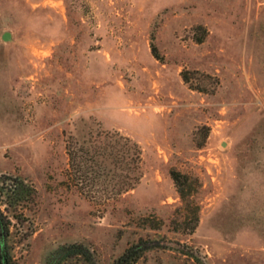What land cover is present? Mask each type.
<instances>
[{"label": "rangeland", "instance_id": "1", "mask_svg": "<svg viewBox=\"0 0 264 264\" xmlns=\"http://www.w3.org/2000/svg\"><path fill=\"white\" fill-rule=\"evenodd\" d=\"M91 129L143 147L108 205L67 175V140ZM0 174L35 189L17 264H113L132 244L137 264H264V0H0Z\"/></svg>", "mask_w": 264, "mask_h": 264}, {"label": "trees", "instance_id": "2", "mask_svg": "<svg viewBox=\"0 0 264 264\" xmlns=\"http://www.w3.org/2000/svg\"><path fill=\"white\" fill-rule=\"evenodd\" d=\"M156 51V50H155ZM153 53L157 56L156 52ZM184 79L189 81L188 73ZM69 157V180L84 194L94 201L108 205L123 194L134 189L143 176V147L132 136L119 130L91 129L71 135L67 140ZM183 203L192 215L189 232L192 233L199 223L200 206L192 191V177L177 169L171 171ZM6 177L0 174V264H17L15 242L13 241V218L20 215L17 206L27 200L35 191L32 187L16 178L15 182L5 185ZM5 198V199H3ZM79 247L71 245L63 250ZM80 248V247H79ZM81 264L95 263L88 251L77 252ZM143 250L138 244L129 246L113 264H137Z\"/></svg>", "mask_w": 264, "mask_h": 264}, {"label": "water", "instance_id": "3", "mask_svg": "<svg viewBox=\"0 0 264 264\" xmlns=\"http://www.w3.org/2000/svg\"><path fill=\"white\" fill-rule=\"evenodd\" d=\"M3 38L6 39V40L9 39L10 38L9 32H5L4 35H3Z\"/></svg>", "mask_w": 264, "mask_h": 264}]
</instances>
